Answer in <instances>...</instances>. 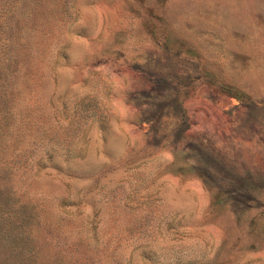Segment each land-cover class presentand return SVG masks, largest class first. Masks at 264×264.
Returning <instances> with one entry per match:
<instances>
[{"label": "rangeland", "instance_id": "rangeland-1", "mask_svg": "<svg viewBox=\"0 0 264 264\" xmlns=\"http://www.w3.org/2000/svg\"><path fill=\"white\" fill-rule=\"evenodd\" d=\"M0 264H264V0H0Z\"/></svg>", "mask_w": 264, "mask_h": 264}]
</instances>
